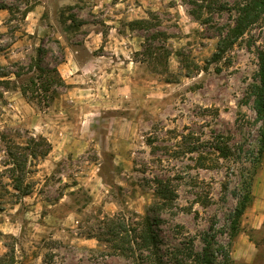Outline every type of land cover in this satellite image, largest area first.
Returning a JSON list of instances; mask_svg holds the SVG:
<instances>
[{
	"label": "rangeland",
	"instance_id": "obj_1",
	"mask_svg": "<svg viewBox=\"0 0 264 264\" xmlns=\"http://www.w3.org/2000/svg\"><path fill=\"white\" fill-rule=\"evenodd\" d=\"M237 1L0 0V257L131 264L93 237L109 218L135 223L149 216L163 249L192 240L201 252L212 233L230 253L219 264H264V162L254 204L230 239L239 191L259 148L252 90L264 52L263 18L212 60L219 39L236 25ZM110 27L118 35L110 37ZM92 31L104 33L94 56H104L105 65L90 75L104 99L93 122L99 130L91 134L99 145L74 155L69 68L74 48L79 61L89 58L76 45ZM39 58L65 83L52 88L49 108L19 90L38 77ZM115 61L127 65L117 69ZM160 188L174 194L172 208L162 212Z\"/></svg>",
	"mask_w": 264,
	"mask_h": 264
},
{
	"label": "trees",
	"instance_id": "obj_2",
	"mask_svg": "<svg viewBox=\"0 0 264 264\" xmlns=\"http://www.w3.org/2000/svg\"><path fill=\"white\" fill-rule=\"evenodd\" d=\"M237 14L236 25L229 29L225 36L219 39L213 61H220L230 47H232L247 30L259 20L264 18V0H238L236 2ZM137 24L142 25L146 30L152 29V25L147 21ZM161 36L160 33L151 35L152 40ZM151 46V45H150ZM150 56L156 55L151 49ZM40 54L42 51L40 50ZM259 75L257 83L253 85L252 97L254 98V109L257 119L261 123L259 130V148L252 158V169L246 173L242 188L239 191L238 203L232 214L230 223V239L239 232L240 220L246 211L252 207L255 201L254 183L259 167L264 162V52L259 55ZM38 77L30 79L29 85L20 87L19 90L28 102L39 103L43 107L49 108L56 99V91H52L54 86L62 88L65 86L58 69L41 67L40 58L37 60ZM46 96L42 97L41 93ZM52 92L51 96L49 95ZM49 95V96H48ZM221 154L227 157L225 150ZM25 195H28L26 193ZM161 203L159 211L172 208L174 204V194L166 188L159 191ZM205 204V203H204ZM208 204V203H206ZM122 221V222H120ZM104 223L103 230L96 238L98 242H105L110 245L113 253L125 258L131 264H219V256H230L226 248L217 242L214 234H205L203 237L204 247L201 252L195 250L194 242L172 249H163V243L157 232V222L149 216L140 218L135 223H129L125 219L109 218ZM101 236L107 239H100ZM223 256V257H225ZM0 264H19L14 256L5 255L0 257Z\"/></svg>",
	"mask_w": 264,
	"mask_h": 264
},
{
	"label": "crops",
	"instance_id": "obj_3",
	"mask_svg": "<svg viewBox=\"0 0 264 264\" xmlns=\"http://www.w3.org/2000/svg\"><path fill=\"white\" fill-rule=\"evenodd\" d=\"M112 33L118 35V30L115 29L114 27H110L109 28L110 37L113 36ZM103 42H104V33L98 31L90 32L84 41H82L81 43L78 42V44L76 45L77 47H85L87 49L89 58L85 61L78 60L76 54H78L79 52L76 48H74V65H72V67L69 68V70L74 71L71 72V75L74 76V88H72V90L74 91L72 92V96L74 95V155L79 151H86L94 147L97 148L99 145V142L93 139L91 137V134L93 133V130H99V128L94 129L93 122H94V118H96L95 116L97 115L102 116V111L104 110V99L103 97H101V99H98V97L96 96V91H95L96 87L90 84L92 82L90 75L92 73V75L97 76V72H93V71L101 70L102 68H104L103 66L105 65V63L99 59L105 57L100 56L97 58L94 56L95 51L100 48L99 45L100 44L102 45ZM116 52L119 53L121 51H116ZM117 53H113V54H117ZM122 65L124 66L127 64L125 62L118 63L115 61L114 64H112V67L121 69L120 66ZM121 76H122L121 74L117 75L118 78H120ZM119 97L120 96L118 95L117 99H114L113 102H117L119 104L120 102ZM116 108H119V106ZM139 109H140L139 111L141 112V102ZM99 125H101V122ZM100 131H101L100 134L102 133L107 134L108 132L111 133V131L103 132V129H100ZM94 133H96V131ZM113 133L115 134V131ZM65 146L66 143H63L59 147H65ZM101 148L103 147L101 146ZM91 179L101 180L100 177L98 178L92 177ZM31 195L32 194H28L25 195V197H29Z\"/></svg>",
	"mask_w": 264,
	"mask_h": 264
}]
</instances>
